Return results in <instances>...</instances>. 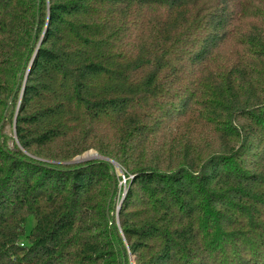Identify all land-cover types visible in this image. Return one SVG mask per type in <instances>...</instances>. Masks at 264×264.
<instances>
[{
	"label": "trees",
	"instance_id": "1",
	"mask_svg": "<svg viewBox=\"0 0 264 264\" xmlns=\"http://www.w3.org/2000/svg\"><path fill=\"white\" fill-rule=\"evenodd\" d=\"M0 264H264V0H0Z\"/></svg>",
	"mask_w": 264,
	"mask_h": 264
},
{
	"label": "rangeland",
	"instance_id": "2",
	"mask_svg": "<svg viewBox=\"0 0 264 264\" xmlns=\"http://www.w3.org/2000/svg\"><path fill=\"white\" fill-rule=\"evenodd\" d=\"M87 155H91V157H92L90 160H87V161H92V160L98 159V158H96V157H97V153L94 152V151H91V152L85 154L84 156L80 157V159H83V158H84L85 156H87ZM94 156H95V157H94ZM82 161H83V160H82ZM85 162H86V161H85ZM114 166H115V165H114ZM116 167L119 169L118 166H116ZM118 174H119V176H122L121 185L124 187V186H125L126 179H125V177L123 176V174H122L121 171H119ZM35 224H36V222H35V220H34L33 218L29 219L28 224H27V228H26L27 233H30V232H31V230L33 229V227L35 226Z\"/></svg>",
	"mask_w": 264,
	"mask_h": 264
},
{
	"label": "water",
	"instance_id": "3",
	"mask_svg": "<svg viewBox=\"0 0 264 264\" xmlns=\"http://www.w3.org/2000/svg\"><path fill=\"white\" fill-rule=\"evenodd\" d=\"M96 158H98V159H102V160H105V161H109V162H111L113 165H115V166H118L115 162H113V161H111V160H109V159H106V158H102V157H99L98 155H97V157ZM80 158H77V159H75L74 161H72V162H70V163H67V164H69V165H74V164H78V163H82V162H85V161H87V160H79ZM114 189H115V187H114ZM121 207V206H120ZM120 207H119V209H120ZM119 211V210H118Z\"/></svg>",
	"mask_w": 264,
	"mask_h": 264
},
{
	"label": "bare ground",
	"instance_id": "4",
	"mask_svg": "<svg viewBox=\"0 0 264 264\" xmlns=\"http://www.w3.org/2000/svg\"><path fill=\"white\" fill-rule=\"evenodd\" d=\"M95 157V156H94ZM92 157L91 155H87L85 156L83 159H79V160H90Z\"/></svg>",
	"mask_w": 264,
	"mask_h": 264
},
{
	"label": "built area",
	"instance_id": "5",
	"mask_svg": "<svg viewBox=\"0 0 264 264\" xmlns=\"http://www.w3.org/2000/svg\"><path fill=\"white\" fill-rule=\"evenodd\" d=\"M126 183V182H125Z\"/></svg>",
	"mask_w": 264,
	"mask_h": 264
}]
</instances>
